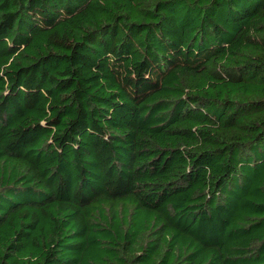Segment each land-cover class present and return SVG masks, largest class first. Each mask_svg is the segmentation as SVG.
Masks as SVG:
<instances>
[{
	"label": "trees",
	"instance_id": "16d2710c",
	"mask_svg": "<svg viewBox=\"0 0 264 264\" xmlns=\"http://www.w3.org/2000/svg\"><path fill=\"white\" fill-rule=\"evenodd\" d=\"M0 264H264V0H0Z\"/></svg>",
	"mask_w": 264,
	"mask_h": 264
}]
</instances>
